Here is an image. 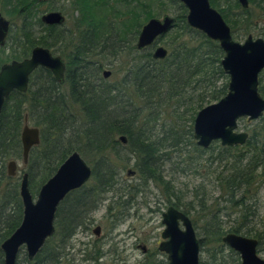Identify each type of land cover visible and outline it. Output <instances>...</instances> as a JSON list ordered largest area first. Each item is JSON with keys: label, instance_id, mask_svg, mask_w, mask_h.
<instances>
[{"label": "trees", "instance_id": "16d2710c", "mask_svg": "<svg viewBox=\"0 0 264 264\" xmlns=\"http://www.w3.org/2000/svg\"><path fill=\"white\" fill-rule=\"evenodd\" d=\"M143 1L69 0L72 14L75 12L78 16L69 28H65L66 17L62 13L64 23L51 26L41 21L42 16L37 18L34 15L36 5L41 4L40 0H3L6 14H15L21 22L14 34V42L21 54V58L17 59L28 58L34 47L53 52L60 49L58 56L65 64V73L64 81L60 84L47 69H36L29 77L27 91H12L2 107L0 246L18 228L22 219L19 183L7 175L6 166L10 160L22 159L20 133L25 119L40 131V144L31 149L28 157L25 173L28 174L29 183H34L42 175L44 184L73 152H78L92 171L88 181L90 184L70 192L59 204L54 235L32 261L27 260L25 253L20 259L24 252L21 249L16 264H60L66 242L79 229L88 228L86 218L99 208L100 196L116 185L114 181L118 166L126 168L131 161L132 172L140 180L137 186L143 187L148 181L153 182L165 192L168 207L183 212L189 218L192 215L193 209L183 204L175 196L174 188L163 179L158 163L162 157L160 144L142 130L146 123L144 120L149 119H146L147 116L141 117L139 112L152 104V98L157 101L175 98L180 103L191 100L190 94H196V106L200 110L204 104L218 102L226 95L228 85V77L221 67L224 53L217 42L187 25V10L177 0ZM209 2L221 14L231 34L239 33L238 36L247 35V38L255 28V22L264 21V0H248L246 9L237 0ZM152 6H156L159 13L172 9L174 16L165 14L162 17L174 18L175 25L154 45L139 51L136 41L142 26L158 15L153 13ZM8 7L9 10H6ZM33 24L43 30V36H36L32 32ZM168 35L171 38L169 48H166V58L153 59L154 48L161 46L158 42ZM119 59L125 60L121 65L123 75L115 83H109L102 75L103 69L108 61ZM260 75L258 92L264 98ZM186 92L189 93L188 97L184 95ZM194 119L192 115L189 122H194ZM256 121L242 146H222L215 158L221 168L217 172L215 169L214 179L220 190V198L226 196L231 209L239 210L240 214L236 223L225 231L218 216L229 207L220 209L218 200L212 202L214 210L204 220L202 227L204 236L196 233L200 251L203 248L206 250L205 247L213 250L210 264H224L221 255L226 245L221 239L228 233L254 238L258 242L257 253L264 251V230L246 225L249 213L244 202V196L256 185L258 173L264 180V115ZM189 132L191 134V130ZM121 136L125 137L126 143H122ZM194 148L200 153L206 152L197 144ZM233 152L239 154L230 157ZM131 188L138 190L131 186L129 191ZM240 191H243L240 199L235 200ZM170 195L175 197V202L169 199ZM206 202L204 196L198 198L201 208ZM190 220L196 232V220ZM228 250L235 259L234 264H241L239 255ZM0 264H4L1 249Z\"/></svg>", "mask_w": 264, "mask_h": 264}, {"label": "water", "instance_id": "95a60500", "mask_svg": "<svg viewBox=\"0 0 264 264\" xmlns=\"http://www.w3.org/2000/svg\"><path fill=\"white\" fill-rule=\"evenodd\" d=\"M177 1L187 10V25L218 43L224 53L221 67L228 77L226 95L197 112L193 123V139L203 149L216 141L223 147L242 146L248 139V134L236 131L238 121H256L264 114V98L258 92L259 75L264 70V39H254L250 35L243 43L236 42L229 26L221 14L211 7L209 0ZM237 2L243 9L248 8V0ZM64 20L60 12H48L41 17V21L50 26L61 25ZM174 25L175 20L170 16L149 19L137 37V50L154 45ZM8 31L9 22L0 13V46L4 45ZM167 54L166 48L157 46L152 58L163 60ZM37 68L47 69L58 83H63L65 64L62 59L52 55L46 48L34 47L28 58L1 66L0 114L12 91H27L29 77ZM102 75L107 79L111 72L105 70ZM120 140L126 143L125 137L121 136ZM20 142L22 163L25 167L29 152L40 144L39 129L29 126L26 119L21 129ZM6 172L9 177L15 176L17 165L14 160L7 163ZM91 174V168L86 161L78 152H73L40 187L34 200L29 190L28 174L24 173L19 183L22 219L18 228L0 246L4 264H16L21 249L28 261L36 257L45 242L54 235L55 214L59 204L70 192L87 184ZM128 174L134 175V172L128 171ZM161 222L164 230L157 249L166 255V264H200L199 241L190 218L183 212L168 207L162 213ZM92 233L99 237L100 227H95ZM221 241L239 255L241 264H264V258L257 253L256 239L228 233Z\"/></svg>", "mask_w": 264, "mask_h": 264}, {"label": "rangeland", "instance_id": "374dc122", "mask_svg": "<svg viewBox=\"0 0 264 264\" xmlns=\"http://www.w3.org/2000/svg\"><path fill=\"white\" fill-rule=\"evenodd\" d=\"M146 1L143 2L146 3ZM40 3V5H36L34 15L40 18L49 11L60 12L66 17L65 28H69L78 16L75 12L72 14L69 0H44ZM3 8V0H0V13L10 22V37L12 39L10 38L5 47L0 49V65L12 61L13 58L17 60L21 55L18 53L17 43L14 42L16 37L14 34L19 30L21 22L12 12V15H7ZM6 10H9V7ZM157 10L156 6H152L153 13H158L156 16L159 19L165 14L174 16L172 9L166 13H159ZM31 30L36 33V36L44 35L43 30L36 24L35 26L33 24ZM263 31L264 21L259 20L255 22V28L248 34L254 39H264ZM238 34L232 33L233 40L243 43L247 35L238 36ZM170 38V35L165 36L162 41L158 42V45L168 49ZM49 51L55 56H60V49L59 51L56 50L57 52ZM120 61V59L108 61L103 69L111 72V76L106 79L109 83H115L121 79L124 70L121 65H124L125 60H122L121 63ZM260 77L264 85V72L261 73ZM188 92L184 94L187 97L189 96ZM190 96L191 100L180 103H177L176 100L178 99L175 98L170 101L168 99L157 101L156 98H152V104L148 105L147 109H141L139 113L141 117L147 116L146 119H149V121L144 120L146 123L142 130L151 140H156L160 144L159 152L162 157L158 163L163 179L174 188L175 196L179 197L187 207L190 206L189 208L193 209L190 219L196 220V233L203 237L202 227L204 220L214 210L213 201L218 200L217 206L220 209L229 207L227 211L222 210L218 216L223 226L222 229L225 231L236 223L240 212L231 209L230 204L226 202V196L220 198V190L214 180L216 172L221 169L219 162L215 159L222 147L219 141L213 142L204 153H200L194 148V145L196 146V141L193 139L194 122H189V120L192 115L195 118L200 109L196 106L198 99L196 94H190ZM206 106L208 105L204 104L203 108ZM257 122L240 119L236 131L249 134ZM28 125L34 127L31 122H28ZM233 153V156L230 157L239 154V152ZM14 161L17 165V172L11 178H15L20 183L28 168L23 166L22 159L16 158ZM129 163L130 165L126 168L118 166L114 181L116 185L103 196H100L99 208L86 218L88 219L86 221L88 228L79 229L66 242L62 252L64 257L60 259V264H166V255L157 249L161 241V233L164 230L161 222L162 213L168 208L166 194L160 186L151 181H148L143 187L137 186L140 180L136 174H128L129 170L133 171L132 161ZM41 180L42 175H39L34 183H29V190L34 200L43 184ZM89 184L90 182L87 185ZM131 186L137 187L138 190L131 188L129 191ZM242 193L243 191L238 192L235 200H239ZM203 196L207 202L201 208L198 204V198H203ZM169 199L175 202L174 196L170 195ZM244 200L246 212L249 213L246 225L249 228L255 227L257 230L263 231L264 180L259 177V173L256 178V185L244 196ZM97 226L100 227L99 237H95L92 233ZM53 240L55 241V239ZM205 249L200 251V264H210L212 261L213 250L209 247H205ZM228 249L225 246L221 255L224 264H234L235 259ZM23 255L24 252L20 255V259L24 257ZM258 255L264 258V251H259Z\"/></svg>", "mask_w": 264, "mask_h": 264}, {"label": "flooded vegetation", "instance_id": "af4514ba", "mask_svg": "<svg viewBox=\"0 0 264 264\" xmlns=\"http://www.w3.org/2000/svg\"><path fill=\"white\" fill-rule=\"evenodd\" d=\"M2 15V14H1ZM3 16V15H2ZM4 17V16H3ZM5 18V17H4ZM6 19V18H5ZM7 20V19H6ZM8 21V20H7ZM9 22V21H8ZM10 29H11V25H10V22H9V31H8V34H7V36H6V39H5V43H4V45L3 46H0V49H2L3 47H5V45L7 44V41H9V39L11 38L10 37ZM30 56V55H29ZM25 58H22V59H20V60H16L15 58H13V60L12 61H10V62H7V63H3V64H1L0 65V68H1V66H3V65H5V64H10V63H12V62H14V61H16V62H20V61H22V60H24ZM38 69V68H37ZM264 72V70L261 72V73H263ZM259 85V84H258ZM30 153V152H29ZM29 157V156H28ZM28 164V163H27ZM27 166V165H26Z\"/></svg>", "mask_w": 264, "mask_h": 264}]
</instances>
